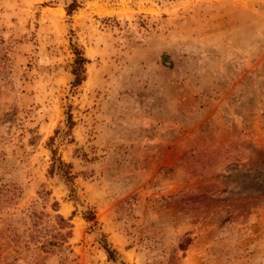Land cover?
I'll return each instance as SVG.
<instances>
[{
  "label": "rangeland",
  "instance_id": "374dc122",
  "mask_svg": "<svg viewBox=\"0 0 264 264\" xmlns=\"http://www.w3.org/2000/svg\"><path fill=\"white\" fill-rule=\"evenodd\" d=\"M0 264H264V0H0Z\"/></svg>",
  "mask_w": 264,
  "mask_h": 264
},
{
  "label": "trees",
  "instance_id": "16d2710c",
  "mask_svg": "<svg viewBox=\"0 0 264 264\" xmlns=\"http://www.w3.org/2000/svg\"><path fill=\"white\" fill-rule=\"evenodd\" d=\"M74 10V6L70 5L68 7V13L72 12ZM87 63V60L82 56L81 53L76 52V57L73 63V70L72 73L75 77L74 80V86H78L81 82H82V77H83V73H84V65ZM70 168V167H69ZM67 170V169H65ZM64 173V177L66 178L67 181H70L72 179V177L70 176V172L69 171H63ZM60 221L62 223H64V220L62 218H59ZM87 221H92L93 220V216L90 217H86L85 218ZM60 234L55 235L54 239H56L57 237H59ZM52 243V245H56L57 242H49V244ZM106 253L108 254V256L110 257V259H112L113 257V252H111L110 250H108V248H104Z\"/></svg>",
  "mask_w": 264,
  "mask_h": 264
}]
</instances>
